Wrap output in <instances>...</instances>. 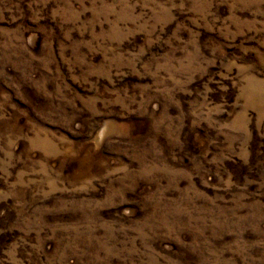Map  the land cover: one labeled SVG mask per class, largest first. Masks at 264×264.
Here are the masks:
<instances>
[{
    "label": "rangeland",
    "instance_id": "rangeland-1",
    "mask_svg": "<svg viewBox=\"0 0 264 264\" xmlns=\"http://www.w3.org/2000/svg\"><path fill=\"white\" fill-rule=\"evenodd\" d=\"M0 264H264V0H0Z\"/></svg>",
    "mask_w": 264,
    "mask_h": 264
}]
</instances>
